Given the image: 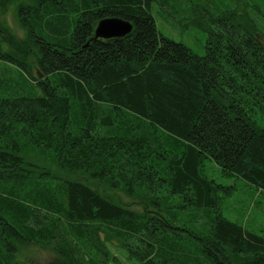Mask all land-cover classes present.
Wrapping results in <instances>:
<instances>
[{
    "label": "trees",
    "instance_id": "obj_1",
    "mask_svg": "<svg viewBox=\"0 0 264 264\" xmlns=\"http://www.w3.org/2000/svg\"><path fill=\"white\" fill-rule=\"evenodd\" d=\"M177 1L0 0V264H22L26 246L107 264L101 229L134 264H264V237L222 214L204 171L210 162L264 193V35L237 5L188 0L208 34L200 56L158 30L155 12L176 19ZM15 3L22 37L3 17ZM109 18L132 33L94 40Z\"/></svg>",
    "mask_w": 264,
    "mask_h": 264
},
{
    "label": "rangeland",
    "instance_id": "obj_2",
    "mask_svg": "<svg viewBox=\"0 0 264 264\" xmlns=\"http://www.w3.org/2000/svg\"><path fill=\"white\" fill-rule=\"evenodd\" d=\"M225 4L237 5V13L242 15L249 25L260 34L264 35V17L262 16L264 0H222ZM188 0H178L176 2L175 18L155 12V19L159 32L179 43L184 44L196 54L203 56L206 52L208 34L195 27L193 13L197 11L193 6L188 5ZM220 0H217V3ZM19 3H15L3 13L11 29L19 36H23L20 20L18 17ZM195 8V7H194ZM42 76L41 71L34 70L33 76ZM25 156L30 161L43 167L56 171V166L52 162L49 152L36 150L25 146ZM205 175L219 184L217 192L220 199V209L222 214L229 220L242 225L246 230L257 233L264 237V193L252 187L244 180L233 177H224L218 167L207 162L204 166ZM60 172V171H59ZM61 173V172H60ZM64 175L66 179H72L89 183L100 193L104 194L110 201L121 205L129 210L139 212L145 207L150 208V203L142 196L130 198L120 191L110 189L107 184L93 182L85 179L82 175ZM101 236L93 240L97 245L107 252V264H134L128 252L121 243L109 236L102 229ZM22 264H66L52 250L36 246H26L19 257Z\"/></svg>",
    "mask_w": 264,
    "mask_h": 264
},
{
    "label": "water",
    "instance_id": "obj_3",
    "mask_svg": "<svg viewBox=\"0 0 264 264\" xmlns=\"http://www.w3.org/2000/svg\"><path fill=\"white\" fill-rule=\"evenodd\" d=\"M133 31L132 23L121 18H109L100 21L94 31V40L122 39Z\"/></svg>",
    "mask_w": 264,
    "mask_h": 264
}]
</instances>
